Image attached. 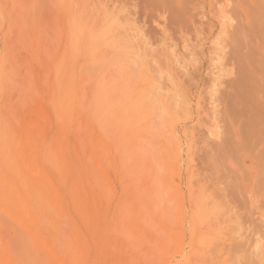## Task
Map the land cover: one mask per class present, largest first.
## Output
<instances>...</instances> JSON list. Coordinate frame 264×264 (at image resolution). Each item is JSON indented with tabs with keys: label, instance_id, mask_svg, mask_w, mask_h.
Returning a JSON list of instances; mask_svg holds the SVG:
<instances>
[{
	"label": "bare ground",
	"instance_id": "1",
	"mask_svg": "<svg viewBox=\"0 0 264 264\" xmlns=\"http://www.w3.org/2000/svg\"><path fill=\"white\" fill-rule=\"evenodd\" d=\"M3 1L0 264H168L173 249L185 264H264V214L251 228L227 200L247 198L245 214L256 221L264 152L242 150L243 139L240 150L230 148L218 103L202 140L204 171L187 177V195L173 178L180 148L172 127L188 100L174 79V53L165 46L155 61L133 18L153 20V0H52L44 24L37 0ZM242 37L239 28L229 35L233 43ZM240 72L225 100L244 89L249 75ZM249 156L252 166L242 167ZM105 163L122 170L120 192ZM224 171L235 183L229 193L217 178ZM247 178L259 196H248Z\"/></svg>",
	"mask_w": 264,
	"mask_h": 264
},
{
	"label": "rangeland",
	"instance_id": "2",
	"mask_svg": "<svg viewBox=\"0 0 264 264\" xmlns=\"http://www.w3.org/2000/svg\"><path fill=\"white\" fill-rule=\"evenodd\" d=\"M2 1L3 0H1V2ZM123 1H118L115 4H125V6L126 4L127 6L130 4V7H132L136 3V0ZM37 2L39 3V6H41H37L39 8H37L39 11V13H37V15L39 14L38 21L42 24L47 21L50 23L51 19L49 18V15L54 8V5L52 6V0H37ZM2 3L4 4L5 1ZM5 4L11 10V1H8ZM219 7L226 9V11H223V13H226V17H224L225 15H222L223 9L221 10ZM9 9L7 10L9 11ZM221 15L224 17V19L222 18L224 21L220 20L219 17H221ZM133 18H135L134 20L137 22L138 26L140 25L145 32H148L146 33L150 42L149 44L153 47V56L156 55L158 57V59L156 56L155 58L153 57L154 60L159 61L163 56V50L167 47V49H169V54L172 55V53H174L173 57L177 60V66L181 67L179 69L176 68L177 70L175 69V73L173 74L174 79L176 78L175 80L178 83L176 84L182 87L181 89L184 93L181 89L179 90L183 95H186V97H184L188 100L186 102L187 108L184 109L185 115H183L181 111H178L179 118L172 127V132L177 141V148H180L178 162L179 168L173 178L176 184L179 185L181 191L187 195V177L192 170H196L200 173L204 171V152L202 154V148L205 144L202 140L205 141L207 138V131L205 130L211 119L210 116L212 115V111L210 110V107L212 108V105L216 106L218 103L216 106L218 114H226L222 116L219 114L218 116L220 117L217 118L219 121L220 132L222 134L224 133L223 136H228V141L230 142L229 146L231 145L230 148H232V150L237 149V147L240 150L241 145L239 142L244 140L242 142V150H249L251 147L250 151L252 150L255 155L260 156V154H263L264 0H153V20L147 19L145 21L141 13L138 15L136 14V16L134 15ZM226 20L227 22L225 23ZM220 21L223 24L225 23V30H222V24H220ZM6 26L7 25L0 29V55L4 49V33L6 31ZM238 28L243 31L244 37L233 43L229 38V35ZM160 52H162V56L160 55ZM242 66L246 67L248 72L249 76H246L247 79L245 78L248 83L243 79L244 83L242 85L244 89H241V92L238 91L235 95L226 98L227 101L223 98V95L228 93L227 90H229L228 87L230 84H233V82L237 81L241 76L240 68ZM221 68H224L226 72L224 71L222 76L219 77L220 73L217 74V72H219ZM217 75L219 76L217 77ZM249 82L252 87L254 86V89L249 85ZM39 83L41 85L43 84L41 81H39ZM246 84L248 86H246ZM247 87L250 88V92L253 90L255 92L251 93H254L251 95V98H249L250 92ZM247 89L249 93L246 95L245 91ZM245 95L246 97L249 95L248 98H246ZM242 98H244V101ZM237 99L240 102L237 101ZM247 99L252 101L255 99V101H253L255 103L251 101L247 102ZM232 103H234V105ZM238 103L240 106H245L241 107V109L243 107V109H245L243 113L240 109H237L236 111V108H240ZM251 104L253 106L257 105L256 107H253L254 110L251 108ZM223 108L224 110H222ZM255 108L257 109L255 110ZM227 110L230 114H227ZM222 111L224 112L222 113ZM253 111H256L257 113ZM223 118H228L229 124ZM229 118L232 122L229 121ZM230 124L232 125L230 126ZM246 126L248 128L251 127L250 130L248 129L247 131L245 129L247 128ZM250 134L253 136L251 137ZM230 137L231 139H229ZM161 142L162 148H167V143L163 141ZM252 144L254 146H251ZM191 147L193 150H191ZM205 148L206 147L203 148V151ZM113 151L114 150L110 152L107 163L109 161H114L115 156ZM188 151H190V155ZM189 157L193 160L191 159L190 161V159H188ZM250 158L244 157L242 159V167L252 166L253 158ZM107 163H105V171L114 181L117 190L120 192L118 179L122 170L120 168L115 170ZM217 178L220 179L221 186L226 189L228 193L233 189V185H235L234 180L227 172H221ZM246 187L248 188V196L251 194H257L251 193L252 184L248 178L246 179ZM257 195L259 196V194ZM227 200L230 201L231 205L239 212L242 221L246 222L247 226L252 228L254 227L253 224H258L260 222L258 219L259 214H264V195H262V197L259 196L258 198L259 202L257 205L259 209L254 212L253 218L256 220L254 222H252V219L245 214L244 207L248 201L247 198H245L246 202H244L239 196L238 198H235L230 194L227 197ZM108 208L112 211L114 209V203L109 204ZM186 249H188L187 246ZM91 251V259H93L95 251L94 249ZM169 256L168 264H185V262L181 261V255L176 253L174 249Z\"/></svg>",
	"mask_w": 264,
	"mask_h": 264
}]
</instances>
